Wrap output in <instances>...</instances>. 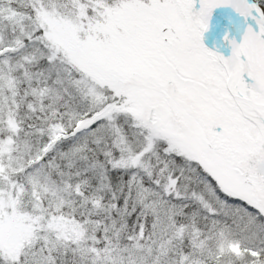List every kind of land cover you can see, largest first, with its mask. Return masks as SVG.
<instances>
[{"label": "snow or ice", "instance_id": "1", "mask_svg": "<svg viewBox=\"0 0 264 264\" xmlns=\"http://www.w3.org/2000/svg\"><path fill=\"white\" fill-rule=\"evenodd\" d=\"M0 264H264V0H0Z\"/></svg>", "mask_w": 264, "mask_h": 264}]
</instances>
